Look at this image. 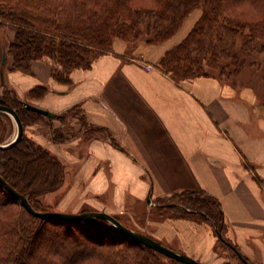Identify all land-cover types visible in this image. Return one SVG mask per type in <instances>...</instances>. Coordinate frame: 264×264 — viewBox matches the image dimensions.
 Returning <instances> with one entry per match:
<instances>
[{
    "label": "crops",
    "instance_id": "1",
    "mask_svg": "<svg viewBox=\"0 0 264 264\" xmlns=\"http://www.w3.org/2000/svg\"><path fill=\"white\" fill-rule=\"evenodd\" d=\"M113 49L90 69L74 70L71 85L54 80L46 61L32 62L31 73L8 66L0 71V84L18 97L46 88L37 105L60 115L78 107L88 125L107 129L120 147L83 131L61 143L52 140L48 127L45 135H27L64 165L60 189L70 173L69 199H86L76 211L145 212L151 238L175 244L201 264H225V253L233 251L207 222L164 215L149 202L203 191L221 205L224 237L252 263L264 264V105L217 77L176 83L157 68L165 48L143 47L130 57L125 49ZM70 115L51 119L65 136L81 124L80 115Z\"/></svg>",
    "mask_w": 264,
    "mask_h": 264
},
{
    "label": "trees",
    "instance_id": "2",
    "mask_svg": "<svg viewBox=\"0 0 264 264\" xmlns=\"http://www.w3.org/2000/svg\"><path fill=\"white\" fill-rule=\"evenodd\" d=\"M245 5L257 12V20L250 19L248 12H232ZM198 9L202 15L194 27L179 44L164 53L157 65L176 83L214 77L206 71V66L218 67L223 74H230L264 53V0H0V28L15 32L14 40L4 47L6 64L11 56L10 71L31 73L32 62L46 61L52 67L54 80L71 85L74 70L90 69L98 58L114 53L115 39L135 42L145 35L148 44L168 41ZM7 92L8 95L0 96V104L16 110L24 128L45 118L27 110L23 104L27 101L8 89ZM46 92V88L39 87L29 95L40 98ZM70 112L61 115L59 120L70 114L80 115L81 124L78 131L67 136L54 128L51 119L45 118L54 142L61 143L83 131L92 134L89 138H109L120 148L107 129L88 125L78 107ZM2 118L11 120L10 116L0 113ZM0 176L27 197L34 209L48 212L38 208L36 198L62 187L65 167L24 134L18 144L0 153ZM164 200L172 202L155 201V207L162 214L207 222L221 243H230L224 237L223 210L213 196L187 190ZM42 221L0 184V264H29L25 255L33 253L31 244L37 238L45 241L39 236L45 229L40 231L36 227ZM50 224L53 229L46 242L64 243L43 247L34 259L36 264H162L159 256L163 255L115 232L105 220L93 219L83 223V227L59 221H50ZM97 229L101 231L96 232ZM242 257L243 261L238 258L242 264H254Z\"/></svg>",
    "mask_w": 264,
    "mask_h": 264
},
{
    "label": "rangeland",
    "instance_id": "3",
    "mask_svg": "<svg viewBox=\"0 0 264 264\" xmlns=\"http://www.w3.org/2000/svg\"><path fill=\"white\" fill-rule=\"evenodd\" d=\"M201 9L194 11L185 20L180 31L168 41H165L162 43L148 44L146 43V39H145L146 36L144 35L138 41H135V42L126 41L122 39H115L113 42V47L117 46L120 49H125L124 55L127 57L137 54L138 51L142 49L143 47H145V49L150 48L154 51L158 47H162L163 49L165 48V50L167 51L173 48L174 46H176L177 44H179L188 35V33L191 31V29L194 27V25L196 24V22L199 20L200 16L202 15ZM232 12L238 13V14H242V12H248L251 16L256 17L254 18L250 16L249 17L250 19L257 20V17H259L258 14L256 15L257 13L256 11H254L251 7L246 6V5L239 9H235ZM14 37H15V32L13 30H6V29L3 30L0 28V71L3 70L5 72L7 69V66L10 67L13 64V58L9 56L7 58V63L9 65L6 64L7 66L5 67L2 66V55H3L4 47L5 46L8 47L9 44L14 40ZM237 49L238 50L240 49V45L237 46ZM252 62L254 63L252 64ZM205 69L209 74L213 75L214 77H217L222 82V84L225 85L226 87L232 88L238 93L245 92V93L253 94L256 97V99L259 101V103L264 105V53L258 56H255V58L249 59L248 63L241 70L234 71V72L232 71L230 72V74L227 72L223 74L218 69V67L206 66ZM1 81H2V77L0 74V83ZM50 91L51 90H49V92ZM8 93L9 92H7V88H5L4 85L0 84V96H4L6 94L8 95ZM12 93L13 95L18 96L14 91H12ZM10 97H12L11 94H10ZM19 99H23L33 105H37L40 103L39 97H32L31 95H26V97L24 98L19 97ZM49 126H50L49 121H47L45 118H39L37 119L36 123L33 124V126H25L24 134L30 136V134H33L34 132L38 135L39 134L45 135V132L47 131V127H48V130L50 131ZM49 134H50V137H52L51 132H49ZM15 135H16V126H15L13 119L11 118V120H9V119L2 118L0 120V142H2V144L9 143L15 137ZM11 165H14V164H11ZM20 166H23V164H20ZM67 168L68 167L66 166V171L68 172ZM66 177H67V181L62 189H60L59 191L58 190L53 191L49 194L39 196L36 198V203H37L38 208L49 211V212L66 213V214H77L78 212L82 213L83 211H89V208L87 207H83L78 211L75 210L81 206H86V201H85L86 199L80 198L78 196L76 198L74 197L73 199L71 198V200L69 199L70 196L72 195L69 196L67 192L69 190L70 185L73 183V178L71 177L70 173H67ZM162 201H163V204L165 203L169 204L172 202L171 200H162ZM175 201L177 203L180 202L177 199H175ZM159 203H162V202H159ZM151 204L155 205L153 201H151ZM112 216L115 217L118 221H120L124 226L150 237L152 228L150 227L151 218L149 214H145V212L142 213L141 211H139L138 214L128 212L125 214H116V215L113 214ZM2 219H6V218L3 217ZM43 221L38 223L36 227H39L40 231L42 228L45 229V231L43 230L41 234L39 235L45 241H42V240L40 241L39 238H37L35 243L32 242L33 244H31L30 249L32 250L33 253L25 255V260L29 264H36V261L34 259L36 255L41 253V250L43 249V247L45 248L46 247L51 248V246L57 247L64 243V241H59L58 243L55 242V244L50 245L48 242H46V239L49 238L51 231L53 229L50 226L51 225L50 221L52 222L53 220H43ZM45 222H47L48 224L43 226ZM60 223H64V222H60ZM71 225H74V224H71ZM76 232L79 233L78 231ZM86 232L91 233V230L87 229ZM158 242L174 251L179 252L175 244L169 245L165 241H158ZM219 247L223 248L222 251L224 250L227 251V247L222 246L221 243ZM216 250L218 251V246ZM226 254H228L229 256L228 259L230 261L225 264H242L241 261L235 256L233 252L228 251L227 253H225V255ZM159 260L161 261L162 264H179L177 263L178 261L177 262H175L176 260L172 261L173 259L172 260L170 258L168 259L165 256H159Z\"/></svg>",
    "mask_w": 264,
    "mask_h": 264
},
{
    "label": "water",
    "instance_id": "4",
    "mask_svg": "<svg viewBox=\"0 0 264 264\" xmlns=\"http://www.w3.org/2000/svg\"><path fill=\"white\" fill-rule=\"evenodd\" d=\"M5 64H6V50L4 49L3 55H2V66H5ZM23 104L27 110L33 113H36L38 115H42L48 119H59L61 117L60 114L50 112L47 109H44L39 106H35L28 102H23ZM0 113L10 116L13 119L15 126H16L15 137L9 143L0 144V152H2L18 144L23 139L25 130H24V125L19 115L17 114L16 110L0 104ZM0 184L3 187H5V189H7L11 193V195H13L18 201H20V203L25 207V209L31 215L39 219L59 221V222H64L68 224H83L93 219H102V220L107 221L115 232H118L122 234L123 236L128 237L129 239L139 244L149 247L167 258L176 260L183 264H201L197 260L183 253L174 251L162 245L158 241L124 226L120 221H118L115 217H113L110 214H107L104 212H82V213H77V214H66V213H56V212H49V211L48 212L37 211L36 209L32 207L27 197L21 195L18 191L13 189L1 176H0ZM149 202L151 203V200H149ZM220 238L223 239L221 235H220ZM225 243L228 247H230L235 252V254L238 256L240 260L242 261L244 260L242 255L234 248L232 244L228 242H225Z\"/></svg>",
    "mask_w": 264,
    "mask_h": 264
},
{
    "label": "bare ground",
    "instance_id": "5",
    "mask_svg": "<svg viewBox=\"0 0 264 264\" xmlns=\"http://www.w3.org/2000/svg\"><path fill=\"white\" fill-rule=\"evenodd\" d=\"M4 79H5V76H4ZM35 106H40V105H35ZM88 212V211H87ZM79 213V212H78ZM74 225H77V226H80V227H83L82 224H74ZM101 230L97 229L96 232H100ZM118 233V232H117Z\"/></svg>",
    "mask_w": 264,
    "mask_h": 264
},
{
    "label": "built area",
    "instance_id": "6",
    "mask_svg": "<svg viewBox=\"0 0 264 264\" xmlns=\"http://www.w3.org/2000/svg\"><path fill=\"white\" fill-rule=\"evenodd\" d=\"M148 69H150L151 67L147 66Z\"/></svg>",
    "mask_w": 264,
    "mask_h": 264
}]
</instances>
